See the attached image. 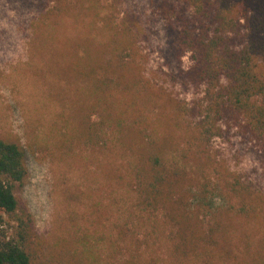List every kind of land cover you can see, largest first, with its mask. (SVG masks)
<instances>
[{"label": "trees", "instance_id": "16d2710c", "mask_svg": "<svg viewBox=\"0 0 264 264\" xmlns=\"http://www.w3.org/2000/svg\"><path fill=\"white\" fill-rule=\"evenodd\" d=\"M113 2L119 5L122 0ZM153 4L161 23L159 52L166 75L173 85L193 91V100L174 99L147 78L137 58L136 46L143 37L137 29L140 17L126 12L120 29H111L109 22L110 40L100 56L87 53L94 64L74 69L90 83L89 93L97 98L93 107L99 104L102 111L97 123L81 121L72 144L116 146L135 154L131 176L139 209L148 214L147 220L162 211L178 228L162 264H211L212 252L235 256L238 221L262 218L264 224L262 185L214 167L209 152L215 139L232 136L264 161V0ZM22 5L25 13L36 15L27 21L31 25L52 21L69 8L68 0H22ZM186 58L191 62L187 69ZM167 109L188 135L184 143L159 145L141 129L138 119L146 112ZM29 176L24 145L0 138V264H82L86 259L94 264L85 240L77 244L87 251L59 245L54 247L58 251L47 252L49 245L21 196ZM192 196L198 197L195 203ZM124 226L121 235L127 233ZM244 248L251 261L264 264V239H247Z\"/></svg>", "mask_w": 264, "mask_h": 264}, {"label": "rangeland", "instance_id": "374dc122", "mask_svg": "<svg viewBox=\"0 0 264 264\" xmlns=\"http://www.w3.org/2000/svg\"><path fill=\"white\" fill-rule=\"evenodd\" d=\"M153 2L68 0L62 15L31 25L27 21L36 15L23 11L22 0H0V138L20 140L25 147L30 176L21 196L49 245L48 253L58 251L59 245L87 251L77 244L80 239L87 242L94 264H162L170 236L177 235L178 228L162 211L147 220L148 214L139 209L131 176L135 154L116 146L72 144L81 121L97 123L102 111L99 104L93 107L97 98L89 93L90 83L74 69L94 64L87 53L100 56L110 40L109 22L111 29H120L126 12L140 17L137 29L143 37L136 46L137 58L147 78L174 99L193 100V91L173 85L166 75L159 52L161 23ZM261 64L264 68V60ZM190 65L186 58L184 67ZM172 114L170 109L148 111L138 123L159 145L186 141L188 135ZM211 150L214 167L240 173L264 188V161L244 149L239 138L215 139ZM192 198L195 203L198 197ZM123 225L125 235L120 233ZM5 227L13 233L12 225ZM235 228V256L212 252L211 264H256L244 244L264 239L262 218L238 221Z\"/></svg>", "mask_w": 264, "mask_h": 264}]
</instances>
